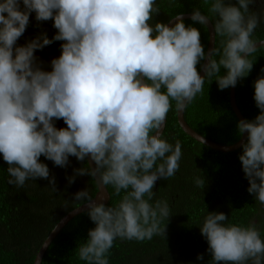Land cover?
Masks as SVG:
<instances>
[{
  "label": "clouds",
  "instance_id": "1",
  "mask_svg": "<svg viewBox=\"0 0 264 264\" xmlns=\"http://www.w3.org/2000/svg\"><path fill=\"white\" fill-rule=\"evenodd\" d=\"M252 3L214 0L211 4L208 11L218 17L213 32L226 39L221 41L222 51L212 48L207 53L201 76L196 66L206 53L199 30L186 26L181 13L172 27L150 24L160 12L156 0L0 2V154L12 177L8 184L22 187L29 179H49L41 156L61 168L74 156L78 161L90 157L95 167L74 169L75 175L67 177L69 184L76 175L87 174L96 182L98 177L99 185H111L117 195L130 189L115 207L92 203L86 190L75 194L76 201H89L87 215L95 224L79 247L80 260L109 264L107 256L117 238H165L166 225L161 228L160 220L170 217L169 205L149 201L155 195V182L179 170L182 152L179 140L170 144L158 130L170 101H176L177 108L190 104L203 93L206 78L217 76L218 89L224 90L248 76L253 67L249 57L257 50L252 35L259 20L257 14H249ZM33 12L38 22L53 21L57 33L51 39L46 33L26 39ZM190 19L201 25L210 21L198 9L192 10ZM54 41L64 42L61 54L51 60V71H43L34 52ZM214 54L219 61L212 58ZM261 73L253 84L260 114L251 121L240 120L237 130L247 133L239 156L247 191L264 205V68ZM54 119H62L67 127L57 129ZM49 184L55 192L54 177ZM196 184L203 188L205 180L198 177ZM227 218L208 213L199 227L212 264L249 260L262 264L264 241L255 225L225 226L222 222Z\"/></svg>",
  "mask_w": 264,
  "mask_h": 264
},
{
  "label": "trees",
  "instance_id": "2",
  "mask_svg": "<svg viewBox=\"0 0 264 264\" xmlns=\"http://www.w3.org/2000/svg\"><path fill=\"white\" fill-rule=\"evenodd\" d=\"M255 1L249 5V14L255 13L259 18L252 35V39L257 42L264 40V0H258L259 5ZM213 2L214 0H156L160 12L154 14L149 23L166 24L177 13H192L193 9H198L214 24L218 17L208 11ZM225 3L235 4L236 0H225ZM183 22L186 26L199 30L200 42L206 52L207 28L191 19ZM25 32L26 39L30 41L42 33H46L47 38L51 39L57 30L53 27L52 20L36 21L33 12L29 16ZM225 39L226 37L215 34L214 49L222 51L221 41ZM22 42L23 37L17 40L15 47H19ZM62 43L64 42L54 41L34 52L36 63L43 71L52 70L50 62L60 56ZM25 44L24 39L23 46ZM212 58L219 61L220 56L214 54ZM249 59L252 60L253 67L247 77L238 80L235 100L243 118L251 121L260 114L253 99V84L262 75L264 46L257 48ZM202 63L203 60L196 66L198 73ZM224 72L221 67L219 75H224ZM216 79L217 76L205 79L203 93L197 94L185 106L184 120L201 136L221 145H232L241 135L237 130L239 121L230 108L229 88L218 89ZM162 91L165 89L162 88ZM170 103L171 108L161 138L173 145L179 140L182 156L179 170L168 179H160L161 183L155 189L153 187L155 195L149 201L153 205L157 200L167 201L169 205L170 217L168 220H160L161 228L166 225L165 238L162 235H154L152 239L143 241L117 238L107 256L109 264H212L208 243L199 229L206 215L212 212L223 213L228 217L222 222L225 226L231 224L247 227L254 224L264 241V205L256 199L255 194L247 191L249 184L239 160L242 149L221 153L188 137L178 125L176 101L171 100ZM53 123L57 129L67 127L62 119H54ZM39 162L49 168V179H29L22 187H18L8 184L12 177L0 154V264H33L39 247L56 223L69 211L87 202L76 201L75 194L86 190L88 197L92 199L97 191L93 177L87 174L76 175L73 183L68 182L67 177L75 175L74 169L89 168L86 158L78 161L74 156H69L68 165L64 168L55 166L44 156L39 158ZM161 162L157 161L158 164ZM53 177L55 192L51 191L49 184ZM198 177L205 180L203 188L196 184ZM105 187L109 193L105 206H117L127 191H130L121 190L117 195L111 185ZM144 198L147 199V196ZM87 212L74 217L65 225L48 247L41 264H88L78 256L79 247L88 240V231L95 227ZM198 255L203 259L198 260ZM245 264H252V261H246Z\"/></svg>",
  "mask_w": 264,
  "mask_h": 264
},
{
  "label": "water",
  "instance_id": "3",
  "mask_svg": "<svg viewBox=\"0 0 264 264\" xmlns=\"http://www.w3.org/2000/svg\"><path fill=\"white\" fill-rule=\"evenodd\" d=\"M190 15L191 13H183L182 17L183 20H189L190 19ZM175 19L174 17L172 19H170L166 24L169 27L174 26L175 24ZM207 28V32H208V43H207V48H206V57L203 60L201 69L199 71V74L201 76H204V71H203V65H205L207 63V53L213 48L214 49V42H215V33L213 32V28H212V23L211 21L208 22V24L204 25ZM261 46H264V40H260L256 42V47L259 48ZM229 104H230V108L233 111L234 115L236 116L237 120L240 121L243 118V116L241 115L237 104H236V100H235V87H229ZM184 109L183 108H177L176 110V118H177V122L178 125L180 126L181 130L190 138L194 139L196 142L214 150V151H218L221 153H228V152H233L238 150L239 148H241V145L244 144L247 140V133H243L240 135V138L237 142H235L232 145H221L218 143H215L203 136H201L200 134L196 133L193 129H191L188 124L185 122L184 120ZM165 125H166V120L163 124V126L158 130V133H160L161 135L163 134V131L165 129ZM155 134V133H153ZM86 158V162L88 164V167L94 168L95 164L94 162H92L90 160V157H85ZM94 182L96 184L97 187V191L94 195V197L91 199L92 203H104L105 205L107 204L108 200H109V193L108 190L106 189L105 186L99 185V181H98V177L96 178L97 182ZM155 185H157V181L155 182ZM89 201L83 203L82 205L72 209L71 211H69L66 215H64L54 226V228L50 231V233L47 235V237L44 239V241L42 242L41 246L39 247L35 257H34V261L33 264H41L42 259L44 257L45 252L47 251L48 247L50 246V244L52 243V241L57 237V235L60 233V231L65 227V225L72 220L74 217L88 211V207H87V203Z\"/></svg>",
  "mask_w": 264,
  "mask_h": 264
},
{
  "label": "flooded vegetation",
  "instance_id": "4",
  "mask_svg": "<svg viewBox=\"0 0 264 264\" xmlns=\"http://www.w3.org/2000/svg\"><path fill=\"white\" fill-rule=\"evenodd\" d=\"M160 183H161V182H160V179H158V180H157V186H158V184H160Z\"/></svg>",
  "mask_w": 264,
  "mask_h": 264
},
{
  "label": "rangeland",
  "instance_id": "5",
  "mask_svg": "<svg viewBox=\"0 0 264 264\" xmlns=\"http://www.w3.org/2000/svg\"><path fill=\"white\" fill-rule=\"evenodd\" d=\"M256 1H257V0H256ZM256 4H257V5H259V4H260V2H257Z\"/></svg>",
  "mask_w": 264,
  "mask_h": 264
}]
</instances>
